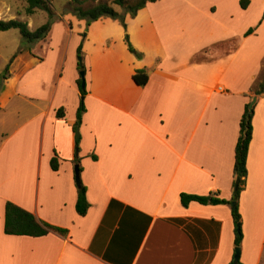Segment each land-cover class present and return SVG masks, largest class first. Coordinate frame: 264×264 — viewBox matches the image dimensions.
<instances>
[{
	"label": "crops",
	"instance_id": "crops-1",
	"mask_svg": "<svg viewBox=\"0 0 264 264\" xmlns=\"http://www.w3.org/2000/svg\"><path fill=\"white\" fill-rule=\"evenodd\" d=\"M247 1L156 0L127 15L126 28L110 17L89 24L78 150L76 52L84 20L52 4L44 39L0 31V264H230L231 205L184 206L180 195L232 197L240 119L250 88L264 76V0ZM5 6L0 19L25 21L32 31L48 19L42 10ZM136 70H145L146 84L135 83ZM251 122L238 202L241 245L258 236L245 264H264V93ZM79 182L85 215L75 208ZM7 201L67 232L6 234Z\"/></svg>",
	"mask_w": 264,
	"mask_h": 264
},
{
	"label": "trees",
	"instance_id": "trees-1",
	"mask_svg": "<svg viewBox=\"0 0 264 264\" xmlns=\"http://www.w3.org/2000/svg\"><path fill=\"white\" fill-rule=\"evenodd\" d=\"M71 4L70 11L78 18L84 19L86 24L88 25L91 21H95L99 18L110 17L112 19L117 20L121 23L124 28H126L125 23V15L128 14L130 17H134L135 14L139 9L144 7L149 2H155L156 0H112L111 3L107 2H99L89 8H83L79 5V0H70ZM247 0H241V6L245 7ZM77 3V4H74ZM52 0H25V6L23 8L24 13L31 14L36 10H42L47 12L48 19L46 22L41 24L35 30H30L28 25L25 21L19 19H9V20H2L0 19V31H6L10 29H16L21 37L28 41V42H35L40 39H44L52 24V15L53 9L51 7ZM114 6H119L122 8V13H119ZM261 20L258 22V24ZM255 30V27H250L246 34H250ZM124 39L127 43L128 49L132 50V45L129 42L128 34L125 33ZM82 45L79 44L77 47V56L80 57V61L77 63L78 70H86V66L84 62V56L82 53ZM10 61L4 67V75L8 72V67ZM133 79L136 84L144 85L148 80L147 73L145 70H136L133 74ZM77 86L80 92V96L82 99L80 100L78 109L76 111L75 122L73 124V131L75 133V145L76 150L79 149V126L81 124L82 115L85 111L84 101L83 98L87 93L86 90V79H84V85L82 86V79L79 76L77 78ZM250 92L252 95L261 96L264 93V76L257 81L251 88ZM252 112H248V103L245 104L244 112L240 119V131L237 142L234 147V163L232 169V197L230 200L221 199L218 197H214L213 194H208L206 196L203 195H195V194H187L182 193L180 195L181 203L185 206L190 201H196L201 204H218V203H227L231 205L232 208V220L234 224V248L241 245L243 239V232L241 227V216L238 211V202H239V195L242 191L247 178V155L249 145L252 139ZM56 116L58 118L64 117V109L62 107L56 110ZM50 167L53 170H57L58 168V160L56 157H52L50 160ZM86 188L79 182L77 188V199L75 203L76 211L79 215H85L89 204L86 200L85 196ZM49 229H53L61 234H65L67 232L66 229L56 227L50 225L48 223H41L38 221L33 214L30 212L22 209L21 207L17 206L16 204L7 201L5 203V210H4V232L6 234H15V235H30V236H40L46 234ZM235 252V251H234ZM233 252V255H234ZM234 258L230 264H233ZM235 264H241L240 260H238Z\"/></svg>",
	"mask_w": 264,
	"mask_h": 264
},
{
	"label": "rangeland",
	"instance_id": "rangeland-1",
	"mask_svg": "<svg viewBox=\"0 0 264 264\" xmlns=\"http://www.w3.org/2000/svg\"><path fill=\"white\" fill-rule=\"evenodd\" d=\"M256 3H258L259 5H260V0H254ZM71 1L70 0H52V4H53V6L56 8V11L55 12H59V13H61L62 15L63 14H66V15H68V16H71L74 20H77L78 18L70 11V9L68 8V7H70V5L69 4H71L70 3ZM99 2H107V3H111L112 2V0H79V5L80 6H82L83 8H89V7H91V6H93V5H95V4H97V3H99ZM9 5V6H11V8H12V11H14L15 10V8H17V9H19L20 11H22L23 10V8H24V6H25V0H0V8H2L3 9V11H5V5ZM74 4H77V3H74ZM259 5H257V4H254L253 6H254V8H256V7H258ZM263 5H264V3H263ZM116 8V10L119 12V13H122L121 11H122V8L121 7H119V6H116L115 7ZM127 15L128 14H126L125 15V22H127L128 21V19H127ZM248 15V20L247 21H249V23H250V21L253 19V17L251 16V15H249V14H247ZM55 16H56V13H55ZM264 17V10H263V14H262V18ZM78 20H84V19H78ZM92 22H94V21H91L89 24H91ZM88 24V25H89ZM121 24V23H120ZM80 25H82V31H81V33H80V36H81V41H80V43L79 44H81L82 45V43L83 42H85L84 41V38H85V32H86V29H88V25L86 24V22H85V20L83 21V22H81V24ZM122 25V24H121ZM94 24L92 25V28H91V30H93V28H94ZM123 26V25H122ZM258 26V23L256 24V25H254V26H251V27H257ZM124 27V26H123ZM12 30H15V31H12V32H17V30L16 29H12ZM261 32V31H260ZM19 33V32H18ZM261 34H262V36H264V31H262L261 32ZM126 42V41H125ZM87 42H85L84 43V46H85V44H86ZM127 44V43H126ZM217 45H219V47L221 46V45H223V44H217ZM133 47V46H132ZM132 54H134L137 58H139L142 54L140 53V52H137V51H135V48L133 47L132 48V50H129ZM82 53H83V56L85 55V53L82 51ZM80 57L81 56H77V52H76V61H77V63H78V61H80ZM261 61H262V64H264V55L262 56V59H261ZM84 63V62H83ZM262 70L264 71V65H262ZM80 71L81 70H78V75L80 76ZM262 71V72H263ZM85 79V78H84ZM253 96V95H252ZM82 99V96H80V100ZM90 114H92V115H96V109H94V110H90ZM253 205V203H250L249 202V206H248V208L249 207H251ZM238 211H239V207H238ZM240 213V212H239ZM246 215H247V213H246ZM241 224H242V220H241ZM242 227V226H241ZM258 240H259V237L258 236H254V235H251V236H249V239H248V241H247V243H245L244 242V244H243V246L242 245H240L239 246V248H240V251H241V253H242V259L240 258V261L243 263V264H245V259H244V252L246 251V254H247V258H248V260H252L254 257H255V255H256V246H257V243H258ZM248 249V250H247Z\"/></svg>",
	"mask_w": 264,
	"mask_h": 264
},
{
	"label": "water",
	"instance_id": "water-1",
	"mask_svg": "<svg viewBox=\"0 0 264 264\" xmlns=\"http://www.w3.org/2000/svg\"><path fill=\"white\" fill-rule=\"evenodd\" d=\"M84 74H85V71L81 70L80 71V77L82 79V86L84 85ZM258 99V96L257 95H253L248 103V112H252L253 111V108H254V105L256 103ZM78 168H76V178L78 180ZM234 255H233V258H234V261H233V264H235L238 260H239V257H240V248L236 247L234 248Z\"/></svg>",
	"mask_w": 264,
	"mask_h": 264
}]
</instances>
